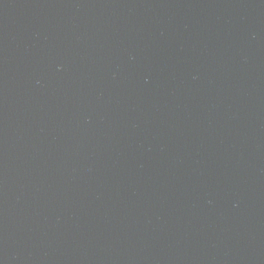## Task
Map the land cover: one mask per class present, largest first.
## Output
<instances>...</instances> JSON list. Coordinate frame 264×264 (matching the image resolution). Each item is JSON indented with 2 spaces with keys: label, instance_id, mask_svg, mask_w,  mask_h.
Wrapping results in <instances>:
<instances>
[{
  "label": "water",
  "instance_id": "1",
  "mask_svg": "<svg viewBox=\"0 0 264 264\" xmlns=\"http://www.w3.org/2000/svg\"><path fill=\"white\" fill-rule=\"evenodd\" d=\"M264 130V0H0V264H205Z\"/></svg>",
  "mask_w": 264,
  "mask_h": 264
}]
</instances>
